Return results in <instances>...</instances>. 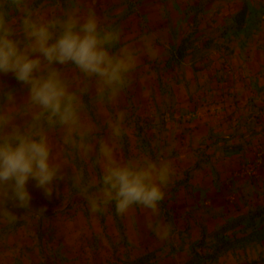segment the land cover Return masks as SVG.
Here are the masks:
<instances>
[{
    "label": "crops",
    "instance_id": "0c3cea01",
    "mask_svg": "<svg viewBox=\"0 0 264 264\" xmlns=\"http://www.w3.org/2000/svg\"><path fill=\"white\" fill-rule=\"evenodd\" d=\"M30 6L45 18L91 9L120 31L113 52L143 48L145 38L158 50L156 59L140 57L115 103L101 106L94 82L82 101L95 125L92 144L110 137L106 121L122 112L118 157L172 162L174 175L163 189L170 220L203 238L264 207V167L256 181L247 175L264 161V0H30ZM12 11L9 21L18 16ZM58 67L72 88L80 86L72 65ZM0 81L23 105L26 87L11 74ZM49 137L58 142L62 130Z\"/></svg>",
    "mask_w": 264,
    "mask_h": 264
},
{
    "label": "clouds",
    "instance_id": "9594fccd",
    "mask_svg": "<svg viewBox=\"0 0 264 264\" xmlns=\"http://www.w3.org/2000/svg\"><path fill=\"white\" fill-rule=\"evenodd\" d=\"M9 9L18 13L9 21ZM121 33L103 25L91 9L81 15L73 8L63 17L40 16L30 0H0V76L11 74L27 89L23 105L17 103L15 91L0 81V223H14L18 216L8 205L31 209V195L26 187L34 180L46 196L55 183L65 178L63 165L53 156L49 131L62 130V143L88 158L96 155L101 168L99 181L82 184L83 172L75 171L73 183L87 200L93 214L103 213L114 204L118 215L133 206L150 212L147 226L160 240L168 239L170 226L153 223L160 214L164 188L174 175L172 162L149 157L124 160L116 153L124 135V113L115 121H106L110 137L90 142L95 125L86 119L82 97L89 92V82L96 85V101L103 106L115 103L130 83L141 56L156 59L158 50L145 38L143 48L122 46ZM72 65L80 74V86L72 88L58 66ZM23 123H18V120ZM95 188V191H90ZM38 211L44 212V209Z\"/></svg>",
    "mask_w": 264,
    "mask_h": 264
},
{
    "label": "rangeland",
    "instance_id": "374dc122",
    "mask_svg": "<svg viewBox=\"0 0 264 264\" xmlns=\"http://www.w3.org/2000/svg\"><path fill=\"white\" fill-rule=\"evenodd\" d=\"M13 15L9 9L10 20ZM50 141L65 178L54 182L50 197L30 179L26 185L32 197L30 211L8 202L18 219L11 224L0 223V264H127L141 255H147L144 260L150 264H183L189 260H194L193 264H264V225L262 238L237 242L216 255L211 252V235L202 238L198 232L192 234L189 227L185 229L182 223L167 217L168 200L160 202L159 216L151 217L154 224L158 221L170 226L166 240L158 239L147 226L150 212L140 206L118 215L111 204L103 213L93 214L72 176L82 170L83 185L99 181L101 168L95 153L85 159L72 147L63 145L62 139ZM263 163L262 159L258 169H249L256 173L248 181H256L262 175ZM198 242H203L200 247ZM206 254L212 258H204Z\"/></svg>",
    "mask_w": 264,
    "mask_h": 264
},
{
    "label": "trees",
    "instance_id": "16d2710c",
    "mask_svg": "<svg viewBox=\"0 0 264 264\" xmlns=\"http://www.w3.org/2000/svg\"><path fill=\"white\" fill-rule=\"evenodd\" d=\"M185 54L183 46L179 47L176 51V60H180ZM237 221L227 222L223 227L217 231L211 233L212 236V248L213 254H220L232 248L235 243L251 240L254 238H262L261 227L264 225V207L257 210H250L246 215H241ZM203 242H198L197 245L200 247ZM195 254V253H194ZM198 260H203L199 254H195ZM203 255V254H202ZM147 255H141L140 258L127 264H150L145 262ZM151 257V256H149ZM204 258L211 259L212 257L206 254ZM194 260H189L183 264H193ZM181 264V263H180Z\"/></svg>",
    "mask_w": 264,
    "mask_h": 264
},
{
    "label": "built area",
    "instance_id": "2783aa9c",
    "mask_svg": "<svg viewBox=\"0 0 264 264\" xmlns=\"http://www.w3.org/2000/svg\"><path fill=\"white\" fill-rule=\"evenodd\" d=\"M260 164H261V161L258 160L257 163H256V165L259 166ZM258 166H257V167H258ZM256 169H257V168H256ZM255 173H256V172L251 171V170H248V171H247V175L250 176V177H254Z\"/></svg>",
    "mask_w": 264,
    "mask_h": 264
}]
</instances>
